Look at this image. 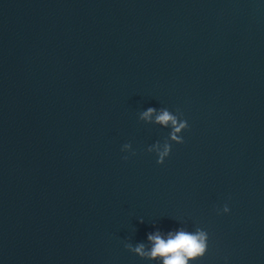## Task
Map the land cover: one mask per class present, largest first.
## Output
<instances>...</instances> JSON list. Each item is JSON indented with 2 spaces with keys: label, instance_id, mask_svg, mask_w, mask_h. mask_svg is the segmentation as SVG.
Returning <instances> with one entry per match:
<instances>
[{
  "label": "water",
  "instance_id": "95a60500",
  "mask_svg": "<svg viewBox=\"0 0 264 264\" xmlns=\"http://www.w3.org/2000/svg\"><path fill=\"white\" fill-rule=\"evenodd\" d=\"M181 229L264 264V0H0V264H163L134 249Z\"/></svg>",
  "mask_w": 264,
  "mask_h": 264
},
{
  "label": "clouds",
  "instance_id": "9594fccd",
  "mask_svg": "<svg viewBox=\"0 0 264 264\" xmlns=\"http://www.w3.org/2000/svg\"><path fill=\"white\" fill-rule=\"evenodd\" d=\"M156 111L154 108H148L140 114L141 120H151L152 114ZM182 115V113H181ZM156 122L165 126L171 125L170 140L177 143H184L183 136L180 133L189 127L187 120H181L178 115H173L169 110H162L161 114L156 116ZM130 143L124 144L123 151L130 150ZM172 145L167 140L161 150L159 142L151 145L148 151L158 153L157 163L162 164L167 156L170 155ZM128 159L127 156L124 157ZM224 212H229L227 205L223 208ZM208 232L203 229H197L195 232L179 230L175 233H169L168 239H164L159 233L150 234L149 240L153 242L151 251L146 253L144 245L141 244L134 249L141 256H150L151 258H163V264H188L189 260H196L203 257L208 249Z\"/></svg>",
  "mask_w": 264,
  "mask_h": 264
}]
</instances>
